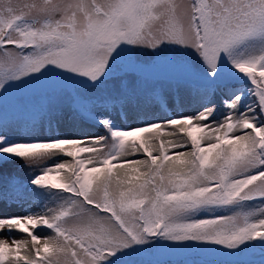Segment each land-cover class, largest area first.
<instances>
[{"label": "snow or ice", "instance_id": "1", "mask_svg": "<svg viewBox=\"0 0 264 264\" xmlns=\"http://www.w3.org/2000/svg\"><path fill=\"white\" fill-rule=\"evenodd\" d=\"M181 250L264 264V0H0V264Z\"/></svg>", "mask_w": 264, "mask_h": 264}, {"label": "trees", "instance_id": "2", "mask_svg": "<svg viewBox=\"0 0 264 264\" xmlns=\"http://www.w3.org/2000/svg\"><path fill=\"white\" fill-rule=\"evenodd\" d=\"M151 112L157 111L155 108H152L150 110ZM129 123L134 124L135 120L130 119ZM61 127L65 131H75L80 134H92L97 133L99 130L94 126L93 122L89 120L88 118H80L77 117L75 119L68 118L61 121ZM22 167L20 171H14L19 179L21 180H27L29 176L31 175V170L27 168L29 171L28 173H24L22 171ZM13 235H19L20 237L18 239H25L27 238L26 234L22 233H13ZM160 260H163L166 262V264H192V262L198 263V261H213V260H219L221 257L212 254V253H204V252H193L191 250H181L176 251L174 253H166L158 257ZM259 259V257H257ZM186 263H183L186 261Z\"/></svg>", "mask_w": 264, "mask_h": 264}, {"label": "rangeland", "instance_id": "3", "mask_svg": "<svg viewBox=\"0 0 264 264\" xmlns=\"http://www.w3.org/2000/svg\"><path fill=\"white\" fill-rule=\"evenodd\" d=\"M92 134H96V133H92ZM21 167L23 168L22 169V171L24 172V173H28V169H27V167H23L22 166V164H21V162H17L16 164H14V165H11L10 166V171H12V172H14V171H20L21 170ZM35 207V206H34ZM13 211V213H15L16 211H18L17 209H13L12 210ZM15 236V238H19L20 236L19 235H14ZM187 262V260L186 261H184L183 263H186ZM201 260L200 261H198V263L197 264H201Z\"/></svg>", "mask_w": 264, "mask_h": 264}]
</instances>
